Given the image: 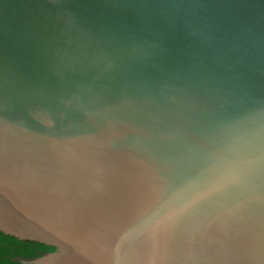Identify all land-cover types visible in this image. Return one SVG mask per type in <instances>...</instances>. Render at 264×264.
Wrapping results in <instances>:
<instances>
[{"label": "water", "instance_id": "1", "mask_svg": "<svg viewBox=\"0 0 264 264\" xmlns=\"http://www.w3.org/2000/svg\"><path fill=\"white\" fill-rule=\"evenodd\" d=\"M0 231L264 264V0H0Z\"/></svg>", "mask_w": 264, "mask_h": 264}, {"label": "trees", "instance_id": "2", "mask_svg": "<svg viewBox=\"0 0 264 264\" xmlns=\"http://www.w3.org/2000/svg\"><path fill=\"white\" fill-rule=\"evenodd\" d=\"M17 242H22L14 236L6 235L0 231V257L5 259L8 264H16L21 262L20 259L30 260L42 255V249H45L46 246L42 243H38L43 248L38 250L37 253L30 255L24 254L20 250L15 248ZM50 248V247H49ZM34 257V258H33ZM20 264V263H19Z\"/></svg>", "mask_w": 264, "mask_h": 264}, {"label": "flooded vegetation", "instance_id": "3", "mask_svg": "<svg viewBox=\"0 0 264 264\" xmlns=\"http://www.w3.org/2000/svg\"><path fill=\"white\" fill-rule=\"evenodd\" d=\"M20 241H22V242H17L15 244V248L17 250H20L21 252H24V254H26V255L31 256L32 254L37 253L38 250L43 248L42 246H40L38 244V242L29 241V240H20ZM49 247L50 246H46L45 249H42V251H43L42 254H44L45 252L53 250V247H50V248ZM20 260L22 261L23 259H20ZM19 263L21 264V262H17L16 264H19ZM0 264H8V263L5 259L0 257Z\"/></svg>", "mask_w": 264, "mask_h": 264}]
</instances>
